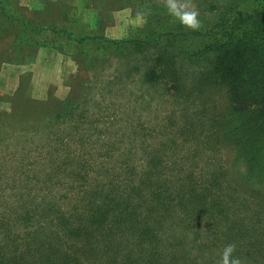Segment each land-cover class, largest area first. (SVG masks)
I'll list each match as a JSON object with an SVG mask.
<instances>
[{
	"label": "rangeland",
	"instance_id": "rangeland-1",
	"mask_svg": "<svg viewBox=\"0 0 264 264\" xmlns=\"http://www.w3.org/2000/svg\"><path fill=\"white\" fill-rule=\"evenodd\" d=\"M193 2L196 32L164 0H0V264L15 253L13 233L26 264H64L40 255L54 250L43 249L45 235L58 243L69 222L60 218L74 216L66 205L124 194L157 210L154 264H217L230 243L243 264H264V166L249 172L223 144L227 100L213 85L218 54L207 46L212 24L246 0ZM206 171L225 184L249 175L258 191L246 198L220 186L219 211L183 185ZM110 232L116 243L92 226L84 243L69 231L64 253L84 264L127 254L112 245L133 246L134 231Z\"/></svg>",
	"mask_w": 264,
	"mask_h": 264
},
{
	"label": "trees",
	"instance_id": "trees-1",
	"mask_svg": "<svg viewBox=\"0 0 264 264\" xmlns=\"http://www.w3.org/2000/svg\"><path fill=\"white\" fill-rule=\"evenodd\" d=\"M231 10L230 13L222 14V18H218L212 24L215 30L210 31L207 35L209 39H207V46H213L218 54L210 74L214 79L213 85L216 82L218 89L225 91V102L227 100L223 104L224 108H221L222 114L218 116L227 119L225 121L230 125L222 134V139L226 140L223 144L227 145L228 142L229 145L237 148V152L233 155L240 152L241 156L249 163V168L246 170L250 172L255 164L260 169L262 165L264 166V0H246L245 7ZM248 30L252 35H247ZM99 48L103 50L104 45H99L95 49ZM256 170L259 171V169ZM217 173L221 174L222 171H217ZM202 175V179L198 174L194 177L188 176V182L191 183L187 185L183 184L182 180H179V183L188 186L186 192L190 197L210 202L211 206L219 211L220 200L226 196V189H224L226 186L234 189L231 190L232 192L246 198L247 196L251 197L250 193L258 191V186L249 175L248 177L241 176L236 172V179L233 180L235 177L229 176L233 181H231L232 183L226 182V184L216 179L217 175L214 176L207 171ZM220 186H224V188ZM224 192L225 195H223ZM124 195L123 198L107 195L102 196L101 199L96 197L74 198V201L66 205L74 213V216L71 217L74 220L66 216L60 218L61 222L63 220L66 222L69 220V222L58 230L60 234L58 243H52L51 241L57 242V240L45 235L46 245L43 249L49 247V250H54L52 253L48 251L44 258L40 255L42 260L54 262L55 258H59V261L64 264H84L81 259L78 260L75 257L76 255L70 257L64 253L65 250L70 249L64 236L69 231L77 234L84 231L87 226H92L102 232L103 238L104 235L108 236L109 234L107 241L116 243V239L110 238V230L115 225L123 224L135 233L133 234L135 238L131 239L133 246H129L128 249H120L119 246L124 245L123 242H125L122 238L117 246L116 244L112 246L119 248L120 252L129 250L128 253L122 254L124 255L122 257L115 255L105 264H154L156 242L159 238L157 235V224L159 223L158 215H156L157 210L150 205L137 202L130 194ZM256 199L258 200V198ZM147 202L151 201L147 200ZM52 203L56 208L53 205H48L49 209H57L63 213L61 206L58 207L57 203ZM65 227L67 229L64 234ZM41 235L43 233L38 236ZM85 235L81 233L82 243L85 242ZM17 236H14L13 233L10 241L14 247L13 250H15L10 264H26L25 253L16 251L17 244L21 245L22 242ZM112 246L105 244L104 249L109 250ZM84 261L88 262L86 258Z\"/></svg>",
	"mask_w": 264,
	"mask_h": 264
},
{
	"label": "clouds",
	"instance_id": "clouds-1",
	"mask_svg": "<svg viewBox=\"0 0 264 264\" xmlns=\"http://www.w3.org/2000/svg\"><path fill=\"white\" fill-rule=\"evenodd\" d=\"M164 7L167 13L174 21L189 31H199L202 28V21L200 20V12L194 4L193 0H164ZM149 13L141 12L138 16L141 23L147 22ZM236 245L227 244L220 253V259L217 264H243L240 257L235 255Z\"/></svg>",
	"mask_w": 264,
	"mask_h": 264
}]
</instances>
